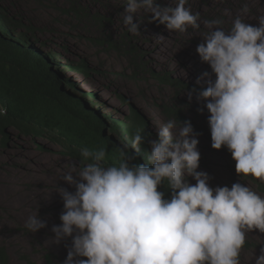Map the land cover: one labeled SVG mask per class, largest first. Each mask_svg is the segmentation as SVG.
I'll return each mask as SVG.
<instances>
[{"label": "clouds", "instance_id": "obj_1", "mask_svg": "<svg viewBox=\"0 0 264 264\" xmlns=\"http://www.w3.org/2000/svg\"><path fill=\"white\" fill-rule=\"evenodd\" d=\"M186 4L187 0H176L174 7L161 8L155 0H128L123 24L129 33L139 34L133 13L142 10L151 15L150 22L157 21L170 32L198 30L199 13H192ZM241 11L247 14L250 9L245 4ZM221 23L204 21L208 31L196 52L215 79L208 81L197 99L207 101L211 147L225 146L235 161V172L261 189L264 17L258 27L239 16L227 31ZM6 111L0 106V116ZM197 136L189 121L168 119L151 141V166L128 163L127 149H138L141 131L118 149L114 164L104 163V147L82 149L81 156L88 162L79 170L71 165L60 176L75 191L56 188L63 212L61 224L51 228L54 241L72 238L63 264H240L246 236L253 230L264 233V196L247 184L210 187L209 175L197 171ZM189 176L195 184L188 182ZM162 182L173 193L170 199L158 191ZM45 226L37 212L24 225L31 233ZM255 264H264V245Z\"/></svg>", "mask_w": 264, "mask_h": 264}, {"label": "rangeland", "instance_id": "obj_2", "mask_svg": "<svg viewBox=\"0 0 264 264\" xmlns=\"http://www.w3.org/2000/svg\"><path fill=\"white\" fill-rule=\"evenodd\" d=\"M155 4L161 8L174 7L176 0H155ZM245 4L250 9L247 14L241 11ZM0 5L17 21L36 29L32 39L37 47L58 55L60 64L65 67L63 75L71 78L81 92L97 94L96 100L91 99L90 102L103 114L112 120H122L134 105L147 118L151 141H154L158 138L157 130L171 119L164 112V107L173 105L181 108L183 116L189 119L194 132L198 134L200 160L197 171L209 175V186L230 188L234 183L247 184L264 196L256 182L245 180L235 172V161L225 146L219 150L211 147L207 122L209 113L205 106L207 101L198 100L197 97L215 76L196 52L197 45L203 42V36L208 31L205 20L219 19L222 22L219 26L227 31L239 16L245 23L258 27L259 18L264 17V0H187L185 6L192 13H199L200 28H189L185 33L170 32L157 21L150 22L151 15L139 10L133 13V22L138 24L139 34L129 33L123 24L128 0L85 3V16L99 14L110 20L104 22L103 26L89 17L84 19L70 13L69 0H0ZM125 35L132 40L121 44ZM109 37L121 45L114 48L109 44L103 45ZM157 40L167 43L161 53L155 54L160 49ZM82 59L87 60L94 70L90 77H83L67 67ZM165 74L180 79L184 87L177 91L156 77ZM10 151L19 155L26 152L39 158L47 157L54 161V167L62 171L71 165L79 170L88 162L73 155L47 134H26L17 129L9 130L7 142L0 137V157L9 160ZM5 166L11 171L19 168L12 162ZM5 171L1 166L0 173ZM187 180L195 184L192 177H187ZM49 212L46 208L38 209L43 219ZM25 222L8 203L0 199V247L9 249L11 264H51L49 255L54 256L52 264H63L67 253L47 239L41 240L35 233L29 232L24 227ZM71 240V237L67 238L70 247ZM245 242L250 246L241 250L240 264H255V258L260 255V248L264 245V233L253 230L246 236Z\"/></svg>", "mask_w": 264, "mask_h": 264}, {"label": "trees", "instance_id": "obj_3", "mask_svg": "<svg viewBox=\"0 0 264 264\" xmlns=\"http://www.w3.org/2000/svg\"><path fill=\"white\" fill-rule=\"evenodd\" d=\"M69 1V12L80 18L89 17L102 26L110 21L99 14L85 16V3L99 0ZM35 31L34 27L17 21L0 5V106L7 109L6 114L0 116L3 141L9 139L10 129L33 135L47 134L82 160V149L104 147L107 153L104 163L107 165L117 163L118 149L130 144L133 134L141 131L142 143L138 149H127L128 163L130 166H151V132L147 118L134 105L122 120H112L103 114L90 102L91 99L96 100L97 94L81 92L71 78L63 75L65 67L60 64L58 55L37 47L32 39ZM127 40H132L129 35L123 37L121 44H126ZM107 44L112 48L121 45L111 37L103 45ZM67 67L83 77H90L94 72L84 59ZM156 77L177 91L184 87L180 79L169 74ZM164 112L179 122L189 121L183 116L182 109L173 105H166ZM261 187L264 191V186ZM158 191L164 193L165 199L173 195L166 182L158 186ZM249 246L245 242L243 248ZM48 261L52 264L54 256L49 255ZM0 264H11L9 249L4 246L0 247Z\"/></svg>", "mask_w": 264, "mask_h": 264}, {"label": "bare ground", "instance_id": "obj_4", "mask_svg": "<svg viewBox=\"0 0 264 264\" xmlns=\"http://www.w3.org/2000/svg\"><path fill=\"white\" fill-rule=\"evenodd\" d=\"M157 42L160 49L155 54L161 53L167 43L165 40H157ZM8 156L9 160L0 157V167L3 166L7 170L5 173H0L1 201L8 203L17 216L25 220L37 212L38 217L45 222L46 226L35 232V235L41 240L47 239L51 244L67 253L70 247L67 241L68 237L56 243L54 233L51 231L54 225L61 224L59 216L63 212V200L56 188H64L69 192L75 191L74 185H69L60 178L66 170L62 171L58 167H54V161L47 157L39 158L26 152L19 155L12 151L8 153ZM8 162L16 163L19 167L18 170H8L5 166ZM73 176L79 181L75 173ZM40 207L50 210L44 219L38 213Z\"/></svg>", "mask_w": 264, "mask_h": 264}]
</instances>
